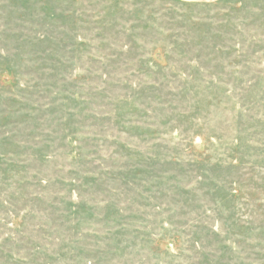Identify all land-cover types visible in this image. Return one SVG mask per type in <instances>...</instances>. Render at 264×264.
Wrapping results in <instances>:
<instances>
[{
    "label": "rangeland",
    "instance_id": "1",
    "mask_svg": "<svg viewBox=\"0 0 264 264\" xmlns=\"http://www.w3.org/2000/svg\"><path fill=\"white\" fill-rule=\"evenodd\" d=\"M0 264H264V0H0Z\"/></svg>",
    "mask_w": 264,
    "mask_h": 264
},
{
    "label": "crops",
    "instance_id": "2",
    "mask_svg": "<svg viewBox=\"0 0 264 264\" xmlns=\"http://www.w3.org/2000/svg\"><path fill=\"white\" fill-rule=\"evenodd\" d=\"M183 1L204 3V2H214L218 0H183Z\"/></svg>",
    "mask_w": 264,
    "mask_h": 264
}]
</instances>
